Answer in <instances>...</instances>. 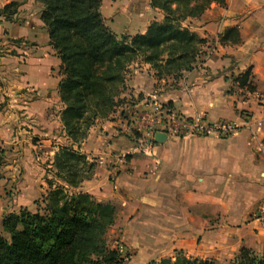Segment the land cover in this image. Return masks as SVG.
Instances as JSON below:
<instances>
[{
  "label": "crops",
  "instance_id": "obj_1",
  "mask_svg": "<svg viewBox=\"0 0 264 264\" xmlns=\"http://www.w3.org/2000/svg\"><path fill=\"white\" fill-rule=\"evenodd\" d=\"M10 1L0 0V11ZM18 1L12 21L0 17V146L31 152L36 140L54 142L55 154L62 139L71 142L60 119L61 61L49 45L42 6ZM118 1L134 18L126 35L144 34L152 22L164 19L151 0L108 4L115 10ZM182 25L206 40L193 69L175 80L140 60L134 63L122 95L130 98L124 105L128 126L146 110L166 107L186 118L230 122L239 130L230 138L170 136L137 152V140L126 144L112 130L113 121L101 119L104 125L96 122L90 129L80 151L96 169L82 189L116 208L108 241L134 264L175 259L177 252L229 261L241 248L252 249L258 238L264 241V224L253 219L264 203V0L213 3ZM232 28L241 42L221 44ZM249 70L253 92L235 82ZM257 121L263 125L254 133Z\"/></svg>",
  "mask_w": 264,
  "mask_h": 264
},
{
  "label": "trees",
  "instance_id": "obj_2",
  "mask_svg": "<svg viewBox=\"0 0 264 264\" xmlns=\"http://www.w3.org/2000/svg\"><path fill=\"white\" fill-rule=\"evenodd\" d=\"M34 1L42 6L49 45L61 61L64 130L79 148L94 122L108 118L123 103L134 63L140 60L178 80L183 71L193 69L199 46L206 43L182 23L200 18L213 3L227 6V0H151V7L163 12V21L152 22L144 34L118 37L102 15L103 0ZM20 6L18 0H11L0 17L12 21ZM228 41L241 42L236 29L220 38L221 44ZM250 75L251 70L235 82L253 92ZM53 167L61 186L36 201V212L20 209L2 217L0 264H128L129 256L108 241L116 208L79 191L93 175L95 162L72 147L60 146ZM148 264H264V253L243 247L233 259L219 262L177 252L175 259Z\"/></svg>",
  "mask_w": 264,
  "mask_h": 264
},
{
  "label": "rangeland",
  "instance_id": "obj_3",
  "mask_svg": "<svg viewBox=\"0 0 264 264\" xmlns=\"http://www.w3.org/2000/svg\"><path fill=\"white\" fill-rule=\"evenodd\" d=\"M118 4L119 5L117 9L113 10V8H111V6L108 4V0H105L101 12L107 26L110 27V29L118 37H122L123 35H126L125 33L127 29H129V31L131 30L129 24H131L130 22L134 21V18H130L125 12L121 10V4H123L122 1H118ZM29 92L32 91L29 90ZM129 99L130 98L126 100L124 99L123 103H118L109 117L105 118L107 120L113 121L114 124H116L112 128V130H115L117 136L123 139L126 144L130 143L129 139L134 138L133 132L128 126V119L130 116L129 109H124V105L127 103V100L129 101ZM119 102H121V99ZM100 120L101 118L97 119L94 122V125L96 124V122H98L99 125L105 124V122L99 123ZM94 125L92 127H94ZM37 142L38 140L34 141V143L32 144L35 149H31V152H27L24 147L23 149L10 150L9 147L7 149V147L0 146V221L3 216L13 212H19L20 209H27L31 212H36L38 210L36 201H41V199L46 196L49 191L61 186V182L54 176L55 168L53 167V161L55 154H53V152L54 147H56L54 145V142L51 145L48 143H42L43 145H39L37 144ZM60 143H63L62 146H69L74 148L75 150L80 151L79 146L74 145L72 141L70 143H65L64 139H62ZM13 152L15 154L14 157L16 156V159H13L14 157H11ZM25 157H27L26 161H24ZM92 177L93 175L90 177V179ZM49 183H52L54 187L50 188ZM82 184L79 187V191L87 193L82 189L85 188ZM65 188L67 187L65 186ZM259 209L256 211L253 219H258L260 220V223L264 224V220L262 218H259ZM252 249L257 251L258 253H263L264 241L258 238L257 241L253 242ZM258 250L261 252H259ZM227 261L228 260L226 259H222L219 262ZM128 264L134 263L128 261Z\"/></svg>",
  "mask_w": 264,
  "mask_h": 264
},
{
  "label": "built area",
  "instance_id": "obj_4",
  "mask_svg": "<svg viewBox=\"0 0 264 264\" xmlns=\"http://www.w3.org/2000/svg\"><path fill=\"white\" fill-rule=\"evenodd\" d=\"M255 125L254 133H257L263 122L257 121ZM130 129L134 139L137 140L135 151L144 152L154 146L157 134L182 139L208 136L230 138L238 132L239 127L226 121L210 123L201 116L186 118L169 108L157 107L146 110L142 115H139L138 120L133 123ZM259 218L264 220V203L259 209Z\"/></svg>",
  "mask_w": 264,
  "mask_h": 264
},
{
  "label": "water",
  "instance_id": "obj_5",
  "mask_svg": "<svg viewBox=\"0 0 264 264\" xmlns=\"http://www.w3.org/2000/svg\"><path fill=\"white\" fill-rule=\"evenodd\" d=\"M166 139V135L165 134H157L156 135V142H163Z\"/></svg>",
  "mask_w": 264,
  "mask_h": 264
}]
</instances>
